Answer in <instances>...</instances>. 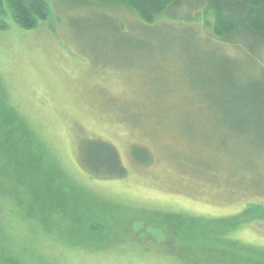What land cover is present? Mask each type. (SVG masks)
<instances>
[{
	"label": "rangeland",
	"instance_id": "rangeland-1",
	"mask_svg": "<svg viewBox=\"0 0 264 264\" xmlns=\"http://www.w3.org/2000/svg\"><path fill=\"white\" fill-rule=\"evenodd\" d=\"M46 1L50 17L36 29L8 18L0 31V86L64 171L133 209L261 219L252 207H264V111L238 112L223 96L232 83L264 84L257 49L247 40L249 50L208 44L198 0H182L158 26L139 30L113 7ZM87 140L112 145L127 175L90 177L78 159ZM232 237L264 248V221ZM133 240L138 247L109 241L89 253L44 248L61 264H175L144 232Z\"/></svg>",
	"mask_w": 264,
	"mask_h": 264
},
{
	"label": "trees",
	"instance_id": "trees-1",
	"mask_svg": "<svg viewBox=\"0 0 264 264\" xmlns=\"http://www.w3.org/2000/svg\"><path fill=\"white\" fill-rule=\"evenodd\" d=\"M182 2L77 0L70 8L113 7L139 30L144 25L158 26ZM198 4L204 6L203 18L211 19V23L203 19L211 33L210 38L205 35L207 43L219 41L246 49L243 42L249 41L257 49L254 56L264 72V0H198ZM49 17L46 0H0V31L8 30V18L28 31ZM185 18L199 20L198 15ZM234 84L223 96L230 98L236 111H264V84L239 88ZM0 147L7 150V157H0V264H61L54 250L44 247L64 253H89L98 252L110 241V247L117 245L120 250L126 240L135 245L134 237H141L142 232L154 238V248L161 249L175 264H264V248L232 237L236 231L264 221V207H252L261 219L244 214L210 219L183 212L133 209L100 197L64 171L1 86ZM78 159L90 177L116 179L127 175L116 149L107 142L81 141ZM118 232L123 237L115 240Z\"/></svg>",
	"mask_w": 264,
	"mask_h": 264
}]
</instances>
